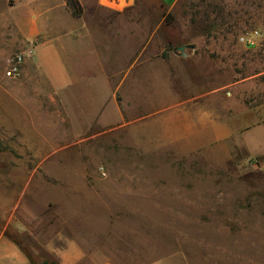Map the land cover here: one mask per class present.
Instances as JSON below:
<instances>
[{
  "label": "rangeland",
  "instance_id": "rangeland-1",
  "mask_svg": "<svg viewBox=\"0 0 264 264\" xmlns=\"http://www.w3.org/2000/svg\"><path fill=\"white\" fill-rule=\"evenodd\" d=\"M16 2L0 0V210H10L20 194L27 198L32 193L41 228L53 221L56 209L71 233L91 239L99 216V250L115 264H264V171L250 162L233 157L214 163L201 155L133 147L127 131L135 124L129 122L113 132H101V126L100 133L17 131L9 114L23 106L16 100V78L4 77L3 71L6 58L25 44L13 18L17 9L27 12L32 0H21L19 8ZM99 9L122 13L111 25L99 27V54L113 63L112 85L122 79L125 88L144 73L150 79L142 93L179 96L185 91L183 82L204 92L218 82L244 79L253 89L249 101L264 97V0H99ZM251 30L259 32L257 44L246 47L238 37ZM156 44L164 46L162 55L175 53L176 59L143 64V56ZM188 44L193 47H186L189 55L182 58L178 47ZM142 48L146 51L138 56ZM212 62L215 79L209 80ZM200 69L202 79L192 77ZM78 71L95 77L108 95L99 68L88 65ZM105 109L111 112L110 103ZM45 110L47 106L39 117ZM157 117L138 125L153 126ZM75 173H85L86 184L63 179ZM65 187L79 192L66 193ZM57 193L59 202H53ZM10 233L35 262L47 257L27 233Z\"/></svg>",
  "mask_w": 264,
  "mask_h": 264
},
{
  "label": "crops",
  "instance_id": "crops-1",
  "mask_svg": "<svg viewBox=\"0 0 264 264\" xmlns=\"http://www.w3.org/2000/svg\"><path fill=\"white\" fill-rule=\"evenodd\" d=\"M79 2L83 8L79 16L72 14L65 0H32L27 12L19 14L17 9L13 20L21 42L24 44L32 38L38 40L34 56L25 62L14 81L16 100L23 106L22 111L9 114L10 119L14 116L10 121L17 131L42 129L60 133L97 129L100 133L101 126V132H113L111 129L129 122V125L135 124L127 131L133 147L165 148L183 157L201 155L214 163L236 157L264 171V97L261 95L249 101L247 96L253 89L250 90L247 80L218 82L204 92L190 90L191 83L188 86L183 82L181 87L185 91L179 96L167 91L153 95L147 91L142 93L141 87L150 79L144 73L125 88L122 79L112 85V62L99 54V27L105 23L111 25L117 14L122 13L100 11L99 0ZM16 3L19 8L21 0ZM142 50L138 56L146 51ZM88 51L91 52L90 61ZM163 51L164 46L156 44L143 56L142 63L146 65L154 61L152 65L158 66L172 57L176 59L175 53L163 57ZM191 62L199 66L197 61ZM88 65L100 69L108 95L99 89L95 77L89 78L88 73L78 71ZM210 67L209 80L215 79L216 70L213 62ZM181 74L182 81L188 79L185 72ZM201 75L200 69L191 76L200 80ZM106 102L110 103L111 112L106 111ZM44 106L48 110L41 111L44 117H39ZM76 107L80 108L77 112ZM149 116H158L153 126L149 127V123L138 125ZM73 175L63 179H80L86 184L85 173ZM73 191L79 192L64 189L66 193ZM94 192L98 211L99 188ZM33 196L31 193L24 198L22 193L10 210L7 207L0 210V264H31L25 252L6 235L11 230L30 235L58 264H115L111 256L99 250V216L95 239L71 233L67 220L55 213L56 209L51 214L53 221L41 228L39 214L32 205ZM56 198L60 199V194H53V202ZM42 229L46 233L43 234ZM42 260L43 257L36 263Z\"/></svg>",
  "mask_w": 264,
  "mask_h": 264
},
{
  "label": "built area",
  "instance_id": "built-area-1",
  "mask_svg": "<svg viewBox=\"0 0 264 264\" xmlns=\"http://www.w3.org/2000/svg\"><path fill=\"white\" fill-rule=\"evenodd\" d=\"M109 2L119 3L120 0H108ZM259 32L257 30H251L247 33H243L238 37V41L246 47H253L257 44V37ZM38 40L35 38L29 39L25 42L24 46L6 58V67L3 71V76L6 78H16L19 76L23 65L35 54V49ZM102 170V169H101ZM102 175H105L104 171H101Z\"/></svg>",
  "mask_w": 264,
  "mask_h": 264
},
{
  "label": "trees",
  "instance_id": "trees-1",
  "mask_svg": "<svg viewBox=\"0 0 264 264\" xmlns=\"http://www.w3.org/2000/svg\"><path fill=\"white\" fill-rule=\"evenodd\" d=\"M65 2L73 15L79 16L82 13V7L79 0H65ZM6 235L25 252L31 264H58L57 261L51 258L48 254L47 257L44 258L40 263H36L32 258V256L30 255V253H28L26 250L22 248L21 242L19 241L18 237L15 234L7 232Z\"/></svg>",
  "mask_w": 264,
  "mask_h": 264
},
{
  "label": "water",
  "instance_id": "water-1",
  "mask_svg": "<svg viewBox=\"0 0 264 264\" xmlns=\"http://www.w3.org/2000/svg\"><path fill=\"white\" fill-rule=\"evenodd\" d=\"M186 47H188V48H192L193 45H192V44H188V45H182V46H179V47H178V50L180 51V54L183 55V56L186 55V53H185V51H184V49H185Z\"/></svg>",
  "mask_w": 264,
  "mask_h": 264
}]
</instances>
